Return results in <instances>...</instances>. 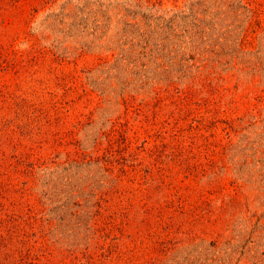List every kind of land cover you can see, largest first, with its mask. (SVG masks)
Here are the masks:
<instances>
[{
  "label": "rangeland",
  "instance_id": "rangeland-1",
  "mask_svg": "<svg viewBox=\"0 0 264 264\" xmlns=\"http://www.w3.org/2000/svg\"><path fill=\"white\" fill-rule=\"evenodd\" d=\"M0 264H264V0H0Z\"/></svg>",
  "mask_w": 264,
  "mask_h": 264
}]
</instances>
